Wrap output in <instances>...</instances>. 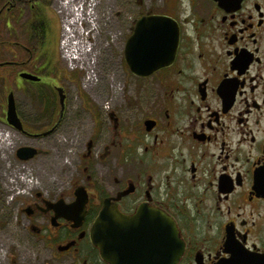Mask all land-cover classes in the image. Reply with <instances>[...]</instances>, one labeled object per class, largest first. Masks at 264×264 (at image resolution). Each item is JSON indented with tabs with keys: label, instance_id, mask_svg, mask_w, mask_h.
Returning <instances> with one entry per match:
<instances>
[{
	"label": "flooded vegetation",
	"instance_id": "flooded-vegetation-1",
	"mask_svg": "<svg viewBox=\"0 0 264 264\" xmlns=\"http://www.w3.org/2000/svg\"><path fill=\"white\" fill-rule=\"evenodd\" d=\"M52 3L0 0V67L15 71L18 88L59 77L60 26ZM161 13L178 24L175 57L142 76L121 59L133 78L130 93L121 105L103 103V121L90 104L101 125L86 141L80 178L62 194L35 192L20 207L34 252L3 263L111 264L92 238L108 203L129 217L171 218L180 245L172 264H264V0H176L171 12ZM16 111L20 131L33 138L54 130L65 114L59 107L47 129L32 134L17 105ZM130 231L139 239L140 229ZM150 244L142 253L156 257L136 264L171 260L165 244Z\"/></svg>",
	"mask_w": 264,
	"mask_h": 264
},
{
	"label": "rangeland",
	"instance_id": "rangeland-1",
	"mask_svg": "<svg viewBox=\"0 0 264 264\" xmlns=\"http://www.w3.org/2000/svg\"><path fill=\"white\" fill-rule=\"evenodd\" d=\"M141 1L142 5L137 0H94L95 27L86 36L94 48L91 54L95 55L93 76L89 82H86L83 70L69 68L62 56L61 65L56 68L58 78L51 73L53 79L43 80V83H24L22 88H18L13 79L15 71L0 67V264H5L3 261L12 255L27 257L33 254L31 236L25 230V224L20 223V207L29 202L35 192L50 197L72 188L80 178L83 165L80 158L86 152V141L93 128L101 125L103 103L109 99L110 104L121 105L123 95L130 93L133 78L122 69L121 59L124 58V43L130 34L131 21L138 18L140 12L150 9L153 13L171 12L176 2ZM58 47L61 55L60 45ZM6 53L11 56L10 51ZM55 78L61 84V89L58 87L56 92L52 88ZM60 92L67 102L64 117L54 130L33 138L5 122L7 98L13 93L28 131L35 134L41 129L44 132L55 110L61 107ZM90 104L99 110L101 120ZM103 143L99 141L96 145L102 146ZM28 145L42 151L28 160L17 157V148ZM103 162H99L98 167ZM13 176L23 177L24 181L13 184Z\"/></svg>",
	"mask_w": 264,
	"mask_h": 264
},
{
	"label": "water",
	"instance_id": "water-1",
	"mask_svg": "<svg viewBox=\"0 0 264 264\" xmlns=\"http://www.w3.org/2000/svg\"><path fill=\"white\" fill-rule=\"evenodd\" d=\"M136 22L133 31L125 42L124 59L130 71L136 75H150L168 65L175 57L179 44L178 24L172 16L163 13L143 14L139 16ZM21 77L31 81L39 80V77L29 73H23ZM59 101L60 114L62 115L65 100L61 92ZM6 114L9 124L22 128L13 93H10L7 98ZM39 152L41 149L32 145L20 146L16 150V156L28 160ZM76 190V195L81 197L80 189ZM133 229L137 232L140 229L141 233L137 240H133L131 236L130 230L133 231ZM102 231H109L110 234L102 235ZM177 235L175 224L166 215L152 217V214L144 215L140 212L134 217H129L121 214L108 203H105V207L98 215L92 230L94 243L102 249L103 258L111 264H136L140 259L146 261L155 258V254L142 253L147 250L150 251L152 247L150 243L152 242L159 244L162 242L166 245L161 248L166 249V256L170 257L171 260L162 264H172L180 250ZM152 249L157 248L153 247ZM173 250L176 252L173 253Z\"/></svg>",
	"mask_w": 264,
	"mask_h": 264
},
{
	"label": "built area",
	"instance_id": "built-area-1",
	"mask_svg": "<svg viewBox=\"0 0 264 264\" xmlns=\"http://www.w3.org/2000/svg\"><path fill=\"white\" fill-rule=\"evenodd\" d=\"M94 0H56L55 11L60 16L61 56L71 69L85 72V80L92 78L95 56L87 33L95 27ZM90 70H89V69Z\"/></svg>",
	"mask_w": 264,
	"mask_h": 264
},
{
	"label": "bare ground",
	"instance_id": "bare-ground-1",
	"mask_svg": "<svg viewBox=\"0 0 264 264\" xmlns=\"http://www.w3.org/2000/svg\"><path fill=\"white\" fill-rule=\"evenodd\" d=\"M92 49H94V48H92ZM94 51H95V50H94ZM94 56H95V55H94ZM93 70H94V69H93ZM92 74H93V73H92ZM25 173H26V172H25ZM11 174H12V173H11ZM21 176H22V175H21ZM24 176H25V175H24ZM13 178H15V180H11V183H13V184H16V182L19 181V180L22 181V182L24 181V178H23V177L13 176ZM11 183H10V180H9V184H11ZM27 184H28V183H27ZM12 186H13V185H12Z\"/></svg>",
	"mask_w": 264,
	"mask_h": 264
}]
</instances>
